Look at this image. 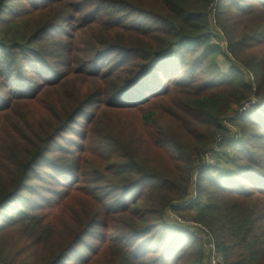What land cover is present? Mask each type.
<instances>
[{
  "label": "trees",
  "instance_id": "trees-1",
  "mask_svg": "<svg viewBox=\"0 0 264 264\" xmlns=\"http://www.w3.org/2000/svg\"><path fill=\"white\" fill-rule=\"evenodd\" d=\"M22 1L0 0V263L205 264V237L161 231L169 210L217 264H264V166L245 141L264 135L222 125L254 99L240 122L264 131V0L236 16L221 0ZM223 36L250 81L218 73ZM44 166L63 189L31 203Z\"/></svg>",
  "mask_w": 264,
  "mask_h": 264
},
{
  "label": "rangeland",
  "instance_id": "rangeland-1",
  "mask_svg": "<svg viewBox=\"0 0 264 264\" xmlns=\"http://www.w3.org/2000/svg\"><path fill=\"white\" fill-rule=\"evenodd\" d=\"M21 2H23V1L22 0H11L10 3H11V5H13L14 3L19 4ZM252 3H253L252 0H221V7L223 10H224V8L225 9L229 8L228 10L230 11V13L232 15L236 16L239 14L240 7H242V5L245 6V5H250ZM5 16L6 15H1L0 17H5ZM213 24H214L215 30L217 32H219V29L222 30L221 27L218 26L219 24H217V21L213 22ZM226 27L234 28V26H232L230 24H226ZM228 39L229 38L225 39L226 43H228ZM215 41L219 42L220 40L217 38ZM220 44H221V42H220ZM222 49H224V51L226 52V55L232 60L229 61V59L227 57L221 56V58H219V60H218V70H219L218 73L223 72L225 74L230 75L232 73L233 67L236 66L238 69L241 70V72L243 71V74L246 75V79L249 80L250 75L247 74V69L243 65H241V63L237 62L235 60L234 56H232L230 53H228V50H227V48H225V46ZM192 59H193L192 57H189L190 62L192 61ZM186 69H187L186 71H188L189 73L196 74V72H197L198 76L201 78V81H206V79L210 78V76H208L207 74H203V72H201V70H196L192 66L191 67L187 66ZM200 72L202 75L200 74ZM256 103H257V101H256ZM91 109L92 108H88L87 112L90 111ZM234 116L235 115H231V117H233V121H232L233 122L232 123V125H233L232 131L233 132L231 131L230 127L226 125L225 121L222 123L223 127L225 128V132H226L224 134V137L226 140H232L233 139V142L242 141L243 133L245 134V132L248 131V128H252L255 130L256 133H258L260 135H264V131L262 129H259L255 125L249 124L246 122H243V123L240 122L241 119H243L241 117L245 116V113L240 115L239 111H238V115L235 117ZM84 123H85L84 118H81L79 120L78 124L74 125L72 127V129H70L65 134H63V138L59 139L57 144L52 147V150L55 151V153L53 155H56L58 153L57 148L59 146H65V147H67V149H70L72 151L75 150V147H71V145L72 144L76 145V144L80 143V140L76 138L75 134L78 133V131H80V129H82V127H84L83 126V125H85ZM233 128H235V129H233ZM228 131H231V132L228 133ZM245 141L247 143V146L250 147V150L255 151V153L257 155L256 158L259 159L261 164L264 166V140H260V141L245 140ZM231 149H230V152L234 153L233 148H231ZM220 151H221V153H224L225 148H222V150H220ZM51 157H52V154H51ZM211 159H212L211 165H216L218 156L216 157V160H215L214 156H212ZM200 165H202V162H200L198 164V166H200ZM203 165H207V164H203ZM219 165L223 169L227 168V166L224 163H220ZM200 171H201V168H198L197 175L194 176L193 185H197V183H198L197 180H199V178H200L198 173ZM48 172H49V168L45 167L43 171L38 170L37 174L34 175V179L31 182L30 186L33 188V190L36 192V194H35V196H33L30 193L26 194L30 198L31 203L36 202L38 204H42L44 199H48L49 197L52 196V194H49V192L52 193L54 191H59V190L63 189L57 184L56 180L47 176ZM244 183H247V181L244 180ZM205 185H207V183H205ZM195 188L196 187H194V186L192 188L193 197L198 198L197 194H194ZM246 189L248 190L249 188H246ZM205 201H206V197H204V202ZM70 208H72V206H70ZM184 220L187 222H185ZM184 220L181 222L180 220H177V218H174L172 213L168 214L166 212L165 213V223L167 224V226H166V228H163L161 231L163 233H165V235L166 234L168 235V234H171L169 232V229L174 228V229H177V231L183 230L184 232H187V233L196 235L198 237L204 238V236L202 235V233L200 231L201 228L195 222H193L192 219H189V220L184 219ZM86 241H91V239L88 237V238H86ZM81 251L84 254L87 253V250L84 248H82ZM73 259H75V257L71 258V260H73ZM219 261H220L219 259H216L215 264L218 263ZM70 263L73 264L72 262H70ZM205 264H214L212 262L211 257H209L208 255L205 259Z\"/></svg>",
  "mask_w": 264,
  "mask_h": 264
},
{
  "label": "built area",
  "instance_id": "built-area-1",
  "mask_svg": "<svg viewBox=\"0 0 264 264\" xmlns=\"http://www.w3.org/2000/svg\"><path fill=\"white\" fill-rule=\"evenodd\" d=\"M216 10H214V12H215ZM220 42H221V47L223 48L224 46H225V48H227L228 47V43H226V41H225V37L223 36V38L220 40ZM223 42V43H222ZM251 78H252V76H251ZM256 103V101L254 100V99H252V100H250L249 102H247V103H245L238 111H239V114L241 115V114H244V113H246L249 109H250V107L252 106V105H254ZM238 115V113L235 115V116H237ZM234 116V117H235ZM233 121V117H231V119H229V120H227V121H225V123H226V125L227 126H229L230 127V129H231V131H232V122ZM233 129H235V128H233ZM231 131H228V133L229 132H231ZM233 132V131H232ZM224 136V135H223ZM223 138V137H222ZM213 152H218V148H217V146H215L214 148H213ZM214 154L212 153V152H209V153H207L205 156H203V158H202V164H207L206 166H209V165H211V162H212V156H213ZM197 175V173L195 174V176ZM194 198V197H193ZM187 205H189V202L188 203H185L183 206L184 207H186ZM167 213L169 214V213H172L171 211H167ZM173 214V213H172ZM173 216H174V218H177V220H180L181 222L183 221L182 219H180V218H178L175 214H173ZM199 226V225H198ZM201 229H200V231H201V233H202V235L205 237V248H206V251H207V254L209 255V257H211V259H212V262L215 264V261H216V259H218L217 258V254H216V244H215V242H214V240L213 239H211L210 238V235L208 236V232L204 229V228H202L201 226H199ZM207 238V239H206ZM217 264V263H216Z\"/></svg>",
  "mask_w": 264,
  "mask_h": 264
}]
</instances>
